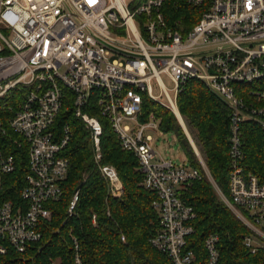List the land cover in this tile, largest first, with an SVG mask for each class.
Listing matches in <instances>:
<instances>
[{"label": "built area", "instance_id": "1", "mask_svg": "<svg viewBox=\"0 0 264 264\" xmlns=\"http://www.w3.org/2000/svg\"><path fill=\"white\" fill-rule=\"evenodd\" d=\"M187 5L202 8L192 26L174 16ZM191 79L203 82L230 110L228 193L195 153L221 200L250 230L244 244L255 253L264 249V183L246 169L242 137L245 122L264 130V0H0V99L28 89L10 121L28 154L20 202L2 200L3 178L16 162L0 151V264L33 259L28 253L43 239L54 214L51 204L64 196L70 168L64 152L72 132L55 124L65 88L72 92L74 115L90 132L95 164L112 196L120 197L123 185L117 169L102 164L103 124L87 111L93 97L121 147L138 159L142 184L157 195L160 229L151 244L172 264H198L187 249L196 213L182 190L201 172L157 151L147 133L160 128L154 114L140 120L144 94L179 116L177 98ZM78 200L77 190L69 215ZM92 223L97 225L96 214ZM71 241L72 264H84L77 238L71 235ZM218 241L217 234L206 238V264H218Z\"/></svg>", "mask_w": 264, "mask_h": 264}, {"label": "trees", "instance_id": "2", "mask_svg": "<svg viewBox=\"0 0 264 264\" xmlns=\"http://www.w3.org/2000/svg\"><path fill=\"white\" fill-rule=\"evenodd\" d=\"M202 8L187 5L182 15L191 26L196 23ZM28 89L19 88L0 99V151L15 158L16 169L3 178V201L20 202L24 178L28 170L27 146L14 132L10 121ZM65 101L56 121L59 131L69 125L72 138L65 149L70 168L64 181V196L52 203L53 217L44 225L42 241L28 255V264H47L50 259L60 264H72L71 235L77 238L84 264H172L167 254L151 244L160 229V217L153 203L155 192L144 187V176L136 156L121 147L108 119L102 116L93 97L87 111L103 124L101 147L102 164L114 166L123 183V193L113 197L109 184L94 161V146L90 132L74 115L72 92L64 89ZM177 105L181 116L199 148L215 182L228 193L230 156V110L216 94L201 81L191 79L179 93ZM143 114L146 122L151 114L159 120L162 132H174L188 157V163L199 169L201 178L182 190V197L191 205L196 217L190 222L194 232L187 237V249L193 250L198 264H206L205 240L219 236L218 264H264V249L252 253L244 240L250 230L234 215L219 197L208 180L194 148L175 113L164 105L143 95ZM244 161L247 171L264 183V130L256 122L243 124ZM80 188V189H79ZM79 189V190H78ZM79 191V200L72 215L68 209ZM96 214L97 225L92 223ZM125 237V240L122 239ZM39 246H42L40 250Z\"/></svg>", "mask_w": 264, "mask_h": 264}, {"label": "rangeland", "instance_id": "3", "mask_svg": "<svg viewBox=\"0 0 264 264\" xmlns=\"http://www.w3.org/2000/svg\"><path fill=\"white\" fill-rule=\"evenodd\" d=\"M163 79H164L166 85L171 86L170 85V81H169V79L166 76H164ZM155 93L158 94L159 91L156 89ZM163 102H166V101L163 100ZM175 115H176V113H175ZM182 119L184 121V124H185L188 132H189L190 138L192 139L193 143L197 147V145H196V143L194 141V138L191 135V133H190V131H189V129H188V127L186 125V122H185L183 117H182ZM179 123H180V121H179ZM147 133L153 136V138H154L153 145L163 157L171 159L175 163H178V164L187 163L188 162V157L185 154L184 150L182 149L181 145L179 144L177 136H176V134L174 132H167V133L166 132H162L161 129L159 128L158 130L148 129ZM197 150L201 154V152H200L198 147H197ZM201 156H202V154H201ZM122 185H123V183H122Z\"/></svg>", "mask_w": 264, "mask_h": 264}, {"label": "water", "instance_id": "4", "mask_svg": "<svg viewBox=\"0 0 264 264\" xmlns=\"http://www.w3.org/2000/svg\"><path fill=\"white\" fill-rule=\"evenodd\" d=\"M179 114H180V113H179ZM178 119H179V121H180L182 127L184 128V130H185V132H186V135L188 136V138H189V140H190V142H191V144H192V146H193V148H194V151L197 153V148H196L195 144L193 143V141H192L191 138H190L189 132H188V130H187L185 124H184V121H183V119H182L181 114H180V117L178 116ZM79 189H80V188H79ZM79 189H78V190H79Z\"/></svg>", "mask_w": 264, "mask_h": 264}, {"label": "bare ground", "instance_id": "5", "mask_svg": "<svg viewBox=\"0 0 264 264\" xmlns=\"http://www.w3.org/2000/svg\"><path fill=\"white\" fill-rule=\"evenodd\" d=\"M179 117H180V115H179Z\"/></svg>", "mask_w": 264, "mask_h": 264}]
</instances>
